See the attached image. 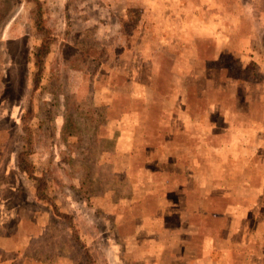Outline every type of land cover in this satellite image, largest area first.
Returning <instances> with one entry per match:
<instances>
[{
    "label": "rangeland",
    "instance_id": "rangeland-1",
    "mask_svg": "<svg viewBox=\"0 0 264 264\" xmlns=\"http://www.w3.org/2000/svg\"><path fill=\"white\" fill-rule=\"evenodd\" d=\"M38 1L0 0V264H264V0Z\"/></svg>",
    "mask_w": 264,
    "mask_h": 264
},
{
    "label": "trees",
    "instance_id": "trees-1",
    "mask_svg": "<svg viewBox=\"0 0 264 264\" xmlns=\"http://www.w3.org/2000/svg\"><path fill=\"white\" fill-rule=\"evenodd\" d=\"M31 2H35L37 6H39V1L38 0H30ZM40 21L36 22V27L39 33L44 34V30L40 27L39 24ZM49 53V42L48 41H43L38 49V52L36 54L37 61L35 62V67L39 69V71L36 73V76L38 77L39 74L41 73V66H42V59Z\"/></svg>",
    "mask_w": 264,
    "mask_h": 264
}]
</instances>
